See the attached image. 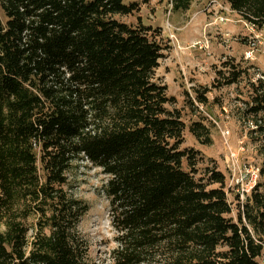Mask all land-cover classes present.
I'll return each instance as SVG.
<instances>
[{"label":"trees","instance_id":"16d2710c","mask_svg":"<svg viewBox=\"0 0 264 264\" xmlns=\"http://www.w3.org/2000/svg\"><path fill=\"white\" fill-rule=\"evenodd\" d=\"M225 1L264 28V0ZM140 11L124 0H0V264H97L79 230L89 205L65 190L85 159L108 176V264H264V189L238 198L235 220L226 176L200 173L201 152L182 149L185 123L156 77L161 30L116 18ZM233 68L229 85L244 73ZM253 86L249 112L264 115V83ZM190 130L212 143L203 124Z\"/></svg>","mask_w":264,"mask_h":264},{"label":"rangeland","instance_id":"374dc122","mask_svg":"<svg viewBox=\"0 0 264 264\" xmlns=\"http://www.w3.org/2000/svg\"><path fill=\"white\" fill-rule=\"evenodd\" d=\"M212 1L193 0L187 11L172 9L168 19L170 0H124L126 5L139 3L141 11L116 18L161 30L159 40L165 51L156 77L174 99L168 108L179 112L185 123L182 149L201 152L200 173L215 168L226 176L225 191L233 210L230 217L237 220L238 198L246 199L238 182L247 185L251 179L244 167L259 170L257 185L264 189V134L256 127L257 122L264 124V115L249 112L253 85L264 83V28L243 20L225 0L211 5ZM169 26L172 37L167 32ZM199 42L206 48H200ZM233 66L244 73L239 82L229 85ZM204 90L207 102L201 103L198 93ZM195 123L209 129L203 138L210 136L211 144H203L191 132ZM107 183L102 169L85 159L73 165L65 187L69 195L89 205L79 230L89 246V260L97 264H108L117 245L110 199L105 193Z\"/></svg>","mask_w":264,"mask_h":264},{"label":"built area","instance_id":"2783aa9c","mask_svg":"<svg viewBox=\"0 0 264 264\" xmlns=\"http://www.w3.org/2000/svg\"><path fill=\"white\" fill-rule=\"evenodd\" d=\"M215 3H216V1L214 0V1H212L211 5L215 4ZM172 9H173V0H170L169 9H168V11H169L168 19L170 17ZM224 21H225V19L221 18V22H224ZM167 32L172 37V35H171V27L170 26L167 27ZM196 44L202 49L206 48L204 43L199 42V43H196ZM262 78L264 79V77H262ZM228 134H229V132H225V135H228ZM243 170L245 171V173L246 172L249 173L250 178H251L250 182L247 185H245L243 182L241 184H240V182H238L239 184L237 186L241 188V195L244 197V196L249 195L251 193V191L253 190V188L256 186L257 181L259 179V170L258 169L257 170H253L252 168H246V167H244Z\"/></svg>","mask_w":264,"mask_h":264}]
</instances>
